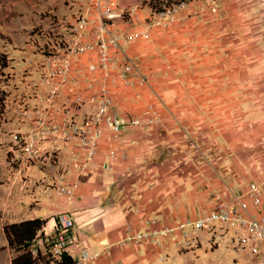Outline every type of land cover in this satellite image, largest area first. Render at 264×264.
Returning a JSON list of instances; mask_svg holds the SVG:
<instances>
[{"label":"rangeland","instance_id":"obj_1","mask_svg":"<svg viewBox=\"0 0 264 264\" xmlns=\"http://www.w3.org/2000/svg\"><path fill=\"white\" fill-rule=\"evenodd\" d=\"M70 1L0 0V264H13L18 254L9 243L6 225L52 215L35 188L29 192L34 196H27L28 188L22 189L13 179L10 132L22 123L13 109L29 80L24 71L37 64L46 40L37 32L50 30L54 18L77 14V4L68 5ZM118 1L121 7L137 4L140 16L116 22V31L150 29L148 37L128 39L124 45L140 72L149 77V83L139 89L142 96L126 99L123 108L118 103L122 93L114 91L115 110H129L142 119L128 134L142 131L146 146L142 159L128 161L141 162L143 169L137 173L128 169L122 180L138 182V174L155 168L151 187L159 211L169 206L184 209L188 201L185 220L222 198L235 199L253 180L264 182V0H224L217 12L207 11L205 6L210 4L206 3L196 15L188 4L164 18L169 22L165 28L157 26L150 1ZM86 68L84 62L78 63L75 73L84 79ZM28 128L23 122L24 133ZM44 189L51 194L47 186ZM52 217L32 245L35 255L41 251L40 264L42 256L57 264L49 251L60 216ZM178 219L169 224L177 225ZM74 225L66 231L64 250L69 254L85 248L74 237ZM187 230L190 235L197 233ZM184 251L187 260L175 264H246L228 239L211 245L205 239Z\"/></svg>","mask_w":264,"mask_h":264},{"label":"built area","instance_id":"obj_2","mask_svg":"<svg viewBox=\"0 0 264 264\" xmlns=\"http://www.w3.org/2000/svg\"><path fill=\"white\" fill-rule=\"evenodd\" d=\"M148 1L150 12L158 19L157 26L163 28L169 23L164 18L185 5L191 4L192 14L196 15L200 14L198 7L206 3L210 4L206 7L212 12H217L224 3V0ZM69 3L77 4V14L68 19L54 18L50 30L37 32L46 40L40 44L37 64L24 71L23 77L29 80L23 95L17 97L20 100L15 99L16 118L29 124L25 133L22 123L10 132L12 156L9 163L14 169L13 179L22 189L30 184V167L41 160L53 164L58 158L60 145L73 143L83 151L84 158L79 164L82 171L96 162L102 138L107 132L110 141L117 142L123 128L142 124V119L137 116L118 113L114 98V91L120 83L128 91H139L149 83L148 75L140 72L137 61L124 45L128 39L142 35L148 37L150 29L129 34L114 29L116 22H127V17L140 16L137 4L128 3L121 7L108 0H71ZM81 62L87 67L84 79L75 73L76 65ZM84 91H92L94 95L87 98ZM8 100L6 110L10 107ZM89 101H95V110L78 120L77 111ZM44 142H50L47 148L43 147ZM125 157L127 153L113 145L103 153L102 166L110 169L118 159ZM43 184L68 200L75 197L79 185L77 181H69L66 173L44 180ZM71 225L72 219L59 217L58 231L51 236L53 244L49 252L53 260H59L65 251L66 231ZM187 229L195 230L196 235L203 231L212 232L220 239L214 244L228 239L234 249L244 255L246 264H264V183L251 181L235 200L218 202L213 209L192 220L145 231L130 228L120 244L139 246L153 241L163 248L167 236L181 231L184 245L191 247L197 236L190 235ZM99 256V252L82 248L75 264H91ZM166 256L161 254L162 259Z\"/></svg>","mask_w":264,"mask_h":264},{"label":"crops","instance_id":"obj_3","mask_svg":"<svg viewBox=\"0 0 264 264\" xmlns=\"http://www.w3.org/2000/svg\"><path fill=\"white\" fill-rule=\"evenodd\" d=\"M108 1L112 4L115 3V5L121 2L118 0ZM226 5L225 3L223 7ZM198 8L201 9V7ZM206 10L208 11V8ZM190 12L192 14V8H190ZM201 13L202 11L200 10ZM92 91H84L87 98H91L94 95ZM115 91L122 93L118 103L123 108L126 107V102H128L125 101L126 99L137 100L142 96L141 91H128L121 83L116 86ZM116 103L115 105H117ZM95 106V101L87 102L82 110L77 111V119L82 120L85 114H90L95 110ZM118 113L134 115L129 110ZM132 128L137 129L138 127L132 125L123 128L117 142L110 141L108 138L109 132H107L102 138L96 162L82 171L79 170V164L84 158L83 151L73 143L60 145L58 158L53 164L41 160L30 167L29 173L31 177L28 189H26L27 196H34L35 192L29 194L32 188H35L36 195H42L43 203L47 206L48 211L52 213V215L48 216L49 218L40 217L47 219V222L51 216H53L54 220L58 216L72 219L75 224L74 237L90 252L100 253V256L92 261L91 264H157L159 261L167 260H170L169 264H175L186 261L187 256L184 250L189 247L184 245L181 231L167 236L164 239L163 248L157 246L153 241H148L139 246L131 244L123 246L120 244V241L126 237L130 228L136 231H145L159 227L162 224H169L171 219L176 221V218H179V222L187 218L185 216L187 215L188 201L184 205L186 210L185 207L178 210L169 206L164 212L159 211L158 204H156L157 194L155 189L151 187V176L155 168H151L146 172L143 171L141 175L138 174V182H124L122 180L128 169L136 173L143 169L141 162L132 164L128 161L134 158L142 159L146 154L144 150L146 146L143 145L144 133L139 131L129 135L128 132ZM49 144L50 142H44L43 147L47 148ZM113 145L118 150L125 151L127 157L118 159L114 166L108 169L102 166L103 153ZM60 173H66L69 181H77L79 183L75 197L72 200L58 195L55 190L51 191L48 189L51 192V194H48L44 189L43 181L45 179H53ZM256 181L263 182L261 180ZM224 200L226 199L222 198L214 202L194 218L203 215L213 209L218 202ZM65 212L67 214L62 215ZM39 213H41V210H39ZM152 218L154 220L158 219L161 223H158L157 220H155L156 224L153 223ZM196 236V244L205 239L210 245L220 240L209 231L200 232ZM164 253L167 256L162 259L161 254ZM70 255L77 261L80 251H77L76 254L70 253ZM250 256L251 254L248 252V257Z\"/></svg>","mask_w":264,"mask_h":264},{"label":"trees","instance_id":"obj_4","mask_svg":"<svg viewBox=\"0 0 264 264\" xmlns=\"http://www.w3.org/2000/svg\"><path fill=\"white\" fill-rule=\"evenodd\" d=\"M47 219L40 217L13 222L5 226V232L11 246L16 248L18 254L14 256L13 264H40L41 251L35 255L32 245L44 232ZM42 264H51L50 260L42 256ZM58 264H75V259L67 252L63 251Z\"/></svg>","mask_w":264,"mask_h":264}]
</instances>
